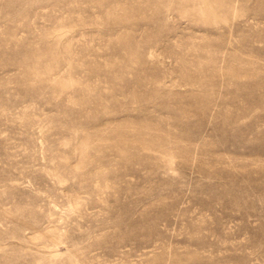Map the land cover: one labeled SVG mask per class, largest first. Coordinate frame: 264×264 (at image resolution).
<instances>
[{
    "label": "rangeland",
    "instance_id": "374dc122",
    "mask_svg": "<svg viewBox=\"0 0 264 264\" xmlns=\"http://www.w3.org/2000/svg\"><path fill=\"white\" fill-rule=\"evenodd\" d=\"M0 264H264V0H0Z\"/></svg>",
    "mask_w": 264,
    "mask_h": 264
}]
</instances>
